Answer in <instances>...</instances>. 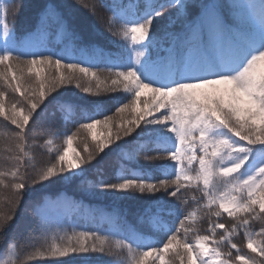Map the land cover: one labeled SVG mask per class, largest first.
I'll list each match as a JSON object with an SVG mask.
<instances>
[{"label": "snow or ice", "instance_id": "obj_1", "mask_svg": "<svg viewBox=\"0 0 264 264\" xmlns=\"http://www.w3.org/2000/svg\"><path fill=\"white\" fill-rule=\"evenodd\" d=\"M23 7V0L14 4L11 10L0 6V27L6 38L10 34L9 11L15 17ZM141 8L144 6L140 5L137 11ZM146 10L148 14L135 22L114 18L122 23L124 36L130 35L131 40L140 42V48L144 49L136 53L135 64L143 62L146 71L159 68L179 70L191 78L171 85H157L145 82L135 67H129L123 70L108 68L110 76L102 81L92 68L77 62L65 63L44 51L0 52V116L14 126L13 136L17 141L14 163L7 172L0 171V186L10 192V196L0 197V235H5L15 222L28 186L51 181L59 174L80 168L114 141L129 136L144 122L167 124L175 134V149L166 152V156L160 153L145 159L170 158L176 164L174 176L156 183L124 179L118 183H101L99 187L121 192L135 189L141 193L163 190L178 198L181 191L187 190L195 180L196 190L200 192L199 199L194 197L195 203L206 208L209 214L207 234H196L195 243L188 240L187 234L194 231L188 226V220L195 216L194 212L189 213L166 236L162 247L147 245V250L140 247L135 264H146L149 256L153 257L151 264H157V261L159 264H176V261L179 264H264V227L259 232L253 230L255 221H264V153L248 164L250 174L238 175L249 160L251 149L226 136L212 134L214 129L223 127L246 145H264V0L259 3L255 0H164ZM173 17L175 24L172 26L178 24L179 28L169 32L167 54L154 56L152 50L157 46L154 20L161 18L167 28ZM47 21H54L55 26L62 29L69 28L63 10L55 0L39 6L36 32L31 35L44 33L49 27ZM112 24L110 20L107 30L116 36L118 33L113 31ZM250 29L259 36V44L249 38ZM41 44L35 43L33 49H40ZM46 69L55 71L45 75ZM77 70L83 76L91 74L96 80L94 85L86 87L76 83L84 93L93 92V89L96 94L116 92L120 85H123V91L131 92L130 103H123L115 109L120 114L130 110V118L122 115L119 122L109 115L102 120L90 119V122L82 123L80 129L87 130L94 144H89L85 137L83 148L77 151L73 147L77 134L73 133L64 140L63 151L57 150V155L50 157L47 165H30L25 158L27 142L29 139L43 140V135L36 137L33 134L34 114L51 92L77 81ZM145 90L151 95L141 101ZM10 94L14 102L6 106L5 99ZM97 126L103 129V133L96 131ZM50 134L45 130L44 135ZM52 143L47 139L38 147ZM70 150L72 159L68 158ZM193 172L195 176L190 174ZM8 177L11 179L5 185ZM62 208L65 212L71 211L73 204L67 201ZM38 212L41 226L49 228L47 209L40 208ZM225 214L231 218L227 223L221 222ZM237 235L247 240V250L233 242ZM58 240L64 243L58 244ZM115 243L118 248L126 247L132 251L130 242L117 240ZM105 245L111 247L109 238L96 231H73L63 236L54 234L46 252L37 250L21 259L19 264H28L36 255L65 257L104 252ZM169 252L173 254L171 261L165 259Z\"/></svg>", "mask_w": 264, "mask_h": 264}, {"label": "trees", "instance_id": "obj_2", "mask_svg": "<svg viewBox=\"0 0 264 264\" xmlns=\"http://www.w3.org/2000/svg\"><path fill=\"white\" fill-rule=\"evenodd\" d=\"M18 2L19 0H0V6L11 10L12 6ZM47 2L48 0H23L24 7L18 15L13 17L9 11L7 22L10 34L6 38L0 27V52L7 50L14 54H21L44 51L64 60L65 63L77 62L83 67H90L97 75L110 76L108 68L123 70L138 67L142 80L157 85L173 84L191 78L179 70L159 68L146 71L143 62L135 64L136 53L143 52L144 49L132 43L130 38H124L122 23L114 19L116 17L124 22H135L137 18L142 19L148 14L146 8L164 0H55L63 10L69 28L62 29L56 27L54 21H47L49 27L44 33L31 35L36 32L38 8ZM255 2L259 3V0ZM140 5L144 8L137 11ZM110 20L113 21V31L118 33L116 36L107 30ZM168 27L173 26L168 24ZM154 28L157 33V46H154L152 50L153 55H166L165 50L170 47V39L165 21L156 18ZM173 28V31H176L179 25L176 24ZM249 38L259 44V36L251 29ZM35 43H42L40 49H33ZM24 71L27 72V69L25 68ZM53 71L55 70L47 69L45 75ZM75 75L78 78L77 81L65 84L51 92L41 107L36 110L33 134L36 137L43 135V140L29 139L25 158L33 155L36 160L47 159L46 153L42 152V147L38 145H42L44 140L55 136L66 137L76 133L80 150L84 146L82 141L85 137L89 144H94L95 142L86 134V131L80 129V125L86 123L90 117L103 119L105 115L115 116L117 114L115 109L123 103H130L132 99V93L123 91V85H120L116 92L101 91L96 94V90L93 89L94 93H84L76 86V83L86 87L90 84L94 85L96 80L83 76L78 70ZM11 102L14 101L10 94L5 99L6 106H10ZM78 129L80 131H77ZM45 130L50 131L51 134L44 135ZM13 131L14 126L0 116V171L3 172H7L14 163L17 141ZM212 134L226 136L251 149L248 153L249 160L238 175L250 174L248 164L264 153V145H246L245 142L238 141V138L226 128H216ZM174 149L175 147L163 138L138 137L133 132L118 140L117 144L104 149L92 161L86 162L84 164L86 174L76 177L73 182L65 186L55 184L44 189L34 185L28 186L15 222L7 229L5 235H0V264H19L21 259L34 254L37 250L46 252L54 234L63 236L70 235L73 231L84 230L96 231L101 236H107L111 247L105 245L104 252L72 254L69 257L36 255L28 264H135V259H138L140 255V247H143V250H147V245L162 247L166 236L179 226V220L193 212L195 216L189 218L188 226H191L194 231L189 232L187 238L195 243L196 234H207L209 220L207 209L195 203L194 197L195 199L200 197L195 180L191 182L187 190L181 191L178 198L163 190L155 193H141L132 189L120 199L94 198L84 193L87 188L96 191L102 189L99 187L101 183H118L124 179H142L156 183L174 176L176 164L170 158L145 159L146 156H156L160 153H165L163 155L166 156V152ZM190 174L195 176L194 172ZM10 179V177L5 179V185ZM199 184L203 186L202 180ZM7 196H10L9 190L0 186V197ZM67 201L72 202L73 209L65 212L62 206ZM40 208H46L48 211L49 228H44L40 224L38 212ZM230 219L225 214L221 222L227 223ZM261 227H264V221L254 222L255 232H259ZM117 240L130 242L132 251L129 252L126 247H116ZM233 242L247 250V240L242 235L234 236ZM57 243L64 242L58 240ZM222 250L226 251L223 248ZM172 256L173 254L169 252L165 259L171 261ZM152 259H149L146 264H151ZM176 264L179 262L176 261Z\"/></svg>", "mask_w": 264, "mask_h": 264}, {"label": "rangeland", "instance_id": "obj_3", "mask_svg": "<svg viewBox=\"0 0 264 264\" xmlns=\"http://www.w3.org/2000/svg\"><path fill=\"white\" fill-rule=\"evenodd\" d=\"M148 1H152V0H148ZM137 20H139V19L137 18ZM173 24H175V17H173L172 23H170L169 25L172 26ZM173 30H174L173 27H170V28L168 27L166 31L172 32ZM124 38H130V40H131V36L130 35L129 36H124ZM132 43H134L137 46H139L140 42H133L132 41ZM61 45H62V43H61ZM49 50H51V48H49ZM135 69L137 71H139L140 68L137 67ZM97 76L102 81L103 80H108L106 77H109L108 74L97 75ZM86 77H90L89 79H91V80L95 79L94 77L91 76V74H89ZM109 83H110V81H109ZM171 84L165 83L164 85H171ZM102 87H103V85H102ZM94 91L95 90H93V92H90V93H94ZM150 95L151 94L147 90H145L144 94H142V96H141V101H143L144 99L150 97ZM140 106L143 107V104L141 103ZM122 115L125 118H130V110L126 111L123 114L117 113L115 116H112V117H113L114 121L119 122V120H120ZM93 118L94 117H90L87 120L86 123L90 122V119H93ZM96 119H99V118H96ZM85 131H86V134H88L91 137V135L87 132V130H85ZM96 131L98 133H103V129L100 126H97V130ZM134 133L138 137L141 136V137L158 138V139L163 138V139L167 140L168 142H170L173 147L176 146L175 134L169 130V126L167 124H152V123L144 122V123L141 124L140 127H138L134 131ZM66 137L55 136V137L51 138L53 143L51 145H46V146L41 148L42 152H45L46 153V157H48V158L47 159L45 158L43 160L41 158H39V159L36 160V159H34V156L32 155V156L26 158L30 162L29 164H32V163L33 164H37L39 167H44L45 165H47L50 157L54 158L57 155V150H59L61 152L63 151V147L66 146V145H64V140L66 139ZM77 137H78V135H76L74 137L73 147L77 151H80V149L78 147V143L79 142L77 140L79 138H77ZM113 139H115V138L113 137ZM121 139H123V137ZM117 143H118V140L114 141L111 145H115ZM111 145H109L108 147H110ZM108 147H106L105 149H107ZM81 154H82V152H81ZM68 158L69 159L73 158V153L71 152V150L69 151ZM41 162H43V164H41ZM85 174H86L85 167H84V165H81L80 168L73 169V170L68 171V172H66L64 174H59L57 177H54L51 181H45L42 184H38V185H34V186L37 187V188H40V189L48 188L50 186H55V184H61V185L65 186L66 184H69V183L73 182L76 179V177H81V176H83ZM64 176L70 177V179H64L63 178ZM120 181H122V180H120ZM31 186H33V185H31ZM84 193L87 194V195L89 194L90 196H92L94 198H102V199H104V198L120 199L121 196L128 194L127 191L126 192H121V191H118V190H115V189H100V190L96 191V190H93L91 188H87V190H85ZM69 256H72V254H70ZM69 256H66V257H69ZM151 258H153V257H151V256L147 257L146 263ZM157 264H159V261H157Z\"/></svg>", "mask_w": 264, "mask_h": 264}]
</instances>
